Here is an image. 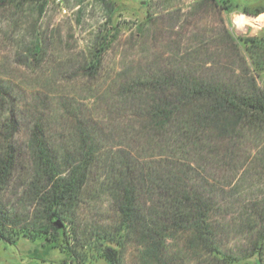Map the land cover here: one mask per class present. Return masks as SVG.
Segmentation results:
<instances>
[{"label":"rangeland","instance_id":"374dc122","mask_svg":"<svg viewBox=\"0 0 264 264\" xmlns=\"http://www.w3.org/2000/svg\"><path fill=\"white\" fill-rule=\"evenodd\" d=\"M262 6L264 0L0 1V157H13L0 186V210L9 223L33 226L34 208L26 193L36 127L53 152L74 154L77 127L86 124L104 155L91 166L70 222L54 219L51 234L34 238H16V228L7 226L13 242L0 238V264H155L139 233L118 235L120 219L104 164L118 151L131 154L141 168H157L160 157L199 167L210 183L204 190L217 193L210 199V221L218 248L242 259L240 264H264V238L256 245L252 229L256 210H264V172L251 162L264 148L259 129L241 132L238 161L251 162L253 169L241 168L231 180L214 153L198 158L201 146H179L172 137L161 146L156 132L145 126L155 96L150 83L157 78L229 84L237 90L253 79L257 89H264V17L258 19L264 13L251 15ZM240 17L256 24L239 28ZM100 45L96 69L89 73L85 68ZM148 198L140 196V207ZM190 238L167 233L158 241L159 254L170 264H220L206 261V251L192 248ZM107 246L115 250H110L113 262L103 256ZM255 247L260 251L249 257Z\"/></svg>","mask_w":264,"mask_h":264},{"label":"trees","instance_id":"16d2710c","mask_svg":"<svg viewBox=\"0 0 264 264\" xmlns=\"http://www.w3.org/2000/svg\"><path fill=\"white\" fill-rule=\"evenodd\" d=\"M107 6L112 8L109 3ZM263 13L264 6L255 9L251 15ZM96 48L97 55L102 45ZM96 55L90 58L85 68L89 73L96 69L99 60ZM249 82L248 88L237 90L234 85L229 84L190 83L181 78H157L150 83L155 96L153 105L147 109L145 126L156 132L157 142L161 146H165V143L168 145V140L172 141V137L179 146H201L198 155L196 154L198 158H202L205 151L214 153L217 158L215 163L219 168L231 172V180L236 178L241 168L247 166L253 169V162L255 169L264 172V148L262 154L251 161L252 164L238 161V153L244 141L241 132L256 128L264 135V89H257L253 79ZM172 87H175L173 93L170 90ZM134 93L132 90L127 92L133 97ZM76 131L74 154L65 150L56 154L46 143L42 129L36 127L33 130L30 152L34 170L26 193V199L34 208L33 226L22 228L16 223H9L8 217L0 210L1 239L13 242L6 233L9 225L16 228V238L20 235L34 238L50 233L49 228L54 224V219H57L55 223L70 222L71 212L77 207L91 166L104 156L101 143L93 130L81 123ZM261 155L262 159H259ZM160 158L157 168H141L131 154L122 151L104 161L110 171L105 181L108 182L113 201L117 204L120 219L118 235L125 238L132 233H139L143 242L149 246L148 250L152 253L155 264H170L159 254L158 241L174 231L189 234L191 247L206 251V261L212 259L220 264H240L242 259L225 255L215 243V233L210 221L213 210L210 199H215L217 193L215 190H204L210 183L204 175L197 172L199 167L189 161L180 165L165 157ZM200 162L203 163L202 159ZM194 164L201 166L198 161ZM12 166L11 154L0 157V186L6 183ZM209 168L213 169L214 166ZM191 176L195 178L192 179ZM143 195L149 197V201H144L140 207V196ZM256 211L252 229H256L257 245L264 238V210ZM61 230L64 231V228ZM112 243L118 245L117 242L110 244ZM110 250L115 251L111 247H105L103 256L113 262ZM259 251L260 248L255 247L254 253L249 257ZM246 258L248 257L244 259Z\"/></svg>","mask_w":264,"mask_h":264},{"label":"bare ground","instance_id":"6f19581e","mask_svg":"<svg viewBox=\"0 0 264 264\" xmlns=\"http://www.w3.org/2000/svg\"><path fill=\"white\" fill-rule=\"evenodd\" d=\"M256 24V21H254V19H245L243 17H240L238 20H237V26L239 28H242L244 27L246 24Z\"/></svg>","mask_w":264,"mask_h":264},{"label":"crops","instance_id":"0c3cea01","mask_svg":"<svg viewBox=\"0 0 264 264\" xmlns=\"http://www.w3.org/2000/svg\"><path fill=\"white\" fill-rule=\"evenodd\" d=\"M262 17H264V15L259 16L258 19H260V18H262Z\"/></svg>","mask_w":264,"mask_h":264}]
</instances>
